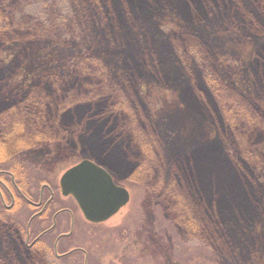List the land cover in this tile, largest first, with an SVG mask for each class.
Here are the masks:
<instances>
[{"label": "rangeland", "instance_id": "374dc122", "mask_svg": "<svg viewBox=\"0 0 264 264\" xmlns=\"http://www.w3.org/2000/svg\"><path fill=\"white\" fill-rule=\"evenodd\" d=\"M0 1H3V5L7 6V11L13 15L12 18L15 22L28 27L27 34L21 36L19 40L18 49L14 48L15 50L12 51L14 54L9 58L10 64L11 62L20 63V67L16 66L14 69L13 66L11 68L10 78L6 71L8 66L0 60V111L8 112L7 108L11 104L9 97L20 96L25 87L33 84L32 79L39 80L37 82L41 84L40 91L48 95L49 99H52L51 101L62 103L75 97L78 101L64 110L67 116L73 114L77 118L80 116L85 123L86 129H81L80 134L75 138L79 141L83 140L84 150L85 148L91 149L90 146L93 143L91 136H93L94 130L100 140V142L93 143V146L97 143L101 151L100 155H97V160L105 164L106 170L114 176L117 183L125 186L130 192L129 202L109 220L99 225H88L87 228L83 226L84 229L76 226L72 244L84 245L89 256V264H115L114 260H118V252H123L127 248V242L135 241L130 237L132 232L139 229L141 225L140 229L143 230L144 227L152 225L155 220L166 218L162 211H169L171 217L175 218L174 220L183 223L180 224L181 226H187L185 223L188 220L186 219L192 221V218L195 219L198 214V209L194 207L196 204H192L195 202L192 196H195L197 203L199 196L206 193L210 195L213 193L216 199L224 197L222 200L230 204L226 210L223 203L212 205L219 222L216 225L219 247V252L216 255H222V258L216 259L218 261L216 263L264 264V169L259 172L257 170L254 174L255 170L252 165L243 164L240 160L239 170L245 171L247 175L250 173V176L249 179H244L238 172L236 184H232L231 179L227 177L230 166L226 161L211 163L217 169L212 178L208 173L196 170L201 165L199 162L197 168L194 162L190 165L186 162V156L190 149L198 144L215 143L222 147L224 144L220 139L216 140L217 131L210 118L202 119L187 109L189 105L197 106L199 104L198 96L200 94L205 98L206 95L198 90V87L202 85L201 79H198L200 78L197 70L199 68L193 63L191 56L185 55L182 46L177 48L175 44H179L180 41L172 40L173 43L170 42L171 38H167L169 32H165L178 28L179 23L183 22L182 18L171 15V13L161 18L162 8L158 4L152 8L156 13L154 17L142 14L139 6H136L134 14L146 19L145 23L148 28L133 29V17H131L128 20L129 27L118 29L112 20L103 19L102 16H105L108 11V8L105 7L100 10L98 7L85 5L88 3L81 4V2L73 0ZM138 1L140 6L145 3V0H136V3L134 0V4H137ZM149 1L154 2V0ZM179 1L184 10L181 13L189 20V15H193L191 12L193 3H188L187 0ZM227 3L230 7L243 3L240 7H235L239 13L246 11L245 4H250L248 0L245 2L229 0ZM211 4L213 5L212 1ZM221 16L225 18V13L222 12L216 17L220 19ZM155 17L160 18V21H157L160 26L161 23L166 25L164 29L158 28L157 22L155 25V21L153 22ZM221 23L223 24L221 21L219 25ZM209 27L215 29L211 23ZM138 30L141 32H133ZM214 36H216L213 41L215 50H210L207 47L200 48L199 52L197 51L198 54H194L197 60L206 61V58L210 56L213 63L212 68L219 67L220 69V73L215 74L220 78L224 77L227 80L224 81L227 83L233 81L237 87L247 90L252 84L251 75L253 83L254 80L259 83L258 78L253 76V71H250L249 63L254 55L257 56L260 53L262 45L257 46L252 38L242 37L235 30L227 29L226 25H221L217 35ZM187 45L189 46V44ZM6 46H8L7 43L0 46V56L3 55ZM161 50H165L164 54ZM211 52H216V61ZM102 69L106 81L111 85L115 84L119 91L107 89L108 85L106 90L101 91L100 87L98 91L97 85L93 87V83L90 82L88 83L93 88L89 91V86L79 89L69 86L70 82L78 85V81L75 79L86 81L89 75H96ZM49 72H55L61 76V79H58L60 82H58V89L55 84L51 85V80L39 78ZM68 72L75 73L74 79L68 76ZM84 72L87 75L84 76ZM121 73L124 75L122 76ZM229 75L232 80H229ZM194 84L196 95L192 88ZM184 88L186 91L188 89L186 94ZM112 92H118L120 101H111L107 94ZM219 100L221 102V99ZM220 102L218 101L222 110L223 106ZM50 104L53 108L54 102H50ZM201 109L205 111V108ZM225 116H227L226 113ZM228 116L231 115L228 114ZM43 117L46 120V116L43 115ZM52 117L51 114L49 118L52 120ZM261 118L264 121V114L261 115ZM234 119L236 120L234 123H237L239 118L236 116ZM229 122L227 121V123ZM64 126L67 127L68 124H64ZM35 127L37 126L33 128ZM57 128L59 131H55L54 134L52 132L51 139L44 140V143L33 142L32 144L40 145L35 151L27 154L30 169L35 167L36 173L43 172L38 179H34L41 183L42 179L47 177L53 184H59L60 177L70 166L90 156L88 152L79 156L68 149L69 147H63L64 145L61 143L65 144V139L70 137L69 140H71L74 136L72 137L71 133L66 134L60 126ZM257 132L261 136L264 133L261 128ZM114 138L118 139V146L112 143ZM17 140V135L15 137L11 134L7 141H3L7 154L14 153L13 151L17 148ZM231 152L229 153L231 161L232 159L238 160L239 156H242L237 150ZM252 159L254 157H251ZM175 161H180L181 169L184 166H192V170L190 167L186 168L187 173L181 172L179 169L174 170L172 165ZM13 163L0 158V166L9 167L13 166ZM211 165H207V168L209 169ZM246 182L249 183L247 186L244 184ZM231 185H235L237 190ZM202 188L206 193L201 191ZM233 192H236L237 198L240 196L244 200L249 198L246 202L247 206L245 204L243 207L237 208L232 198H229ZM166 195L172 198L169 209H166V201L163 200ZM159 199L164 202L162 203ZM157 201L165 205V209L160 205L156 209ZM204 204L209 208L207 203L204 202ZM181 207L192 211L185 220L183 213L186 211H181ZM153 217L157 219L153 220ZM194 221L196 222V220ZM203 225L209 230L204 232L205 241L209 242L208 237L214 234L213 226L208 222ZM163 228L167 230L169 236H172L168 240L169 247L167 246V248L174 253L169 252V254L175 256L179 262L188 257L187 246L197 248L203 245L206 254L213 255V247L210 243L186 241V234L179 226L170 227L168 224L159 226V229ZM147 229L142 231L141 236L136 237L137 248L143 251L147 248L146 242H142L144 239H148ZM150 229L154 231V229ZM169 231L173 234H169ZM159 234L165 236V232ZM176 239L180 241V245L173 248L171 245L173 242L176 244ZM220 239L222 242H219ZM155 241L165 240L160 237ZM152 246L155 244L152 243ZM161 247V249L152 247L150 249L152 255L157 250H166V244ZM159 253L162 255V252ZM34 261L26 259L24 264H34ZM69 264H75L74 260ZM122 264H130L129 256L124 258Z\"/></svg>", "mask_w": 264, "mask_h": 264}, {"label": "trees", "instance_id": "16d2710c", "mask_svg": "<svg viewBox=\"0 0 264 264\" xmlns=\"http://www.w3.org/2000/svg\"><path fill=\"white\" fill-rule=\"evenodd\" d=\"M75 2H78L85 5H92L95 7H98L100 10L103 9V7L108 8L107 14L105 16H102L103 19L106 20L109 19L112 20L116 27L118 29H125L129 27L128 20L133 17L132 23L133 29L136 28H148V26L145 23V20L142 16L135 15V9L136 6L141 9L142 14H146V16L150 15L154 17L155 10H152V8L155 7V4L161 5L162 10L160 11L163 13L160 15L161 18L165 17L167 14L171 13V15H176L179 18H182V23H179L178 28L169 29L165 32H169L167 35V38H171L170 42L172 40L180 41L179 44H175L177 48H181V46L184 48L185 55L191 56L193 63L197 66L198 70V76L201 79L202 85L198 87V90L202 93H205V96L203 97L201 94L198 96L199 104L188 106L187 109L194 112L196 115L200 116L202 119L210 118L212 120V124L217 131V139H220L224 144L222 147L218 144H198L197 146H194L190 149L189 153L186 156V162L188 165L194 162V165L197 168L198 162L201 164L198 166V169L200 172L208 173L209 177L212 178L213 173H215L216 166L211 165L212 162L215 164L217 162H228L230 166V172L227 173V177L231 179V183L236 184V178L239 174L245 179H249L250 173L247 175L245 171L239 170V162L240 160L243 162V164L246 165H252L253 169L255 170L253 173L255 174L256 171L258 172L260 170L264 169V133L263 135H259L257 131L261 128L264 131V121H262L261 115L264 114V68H261L264 66V7L257 4H245V12L239 13L235 10V7H240L243 3L236 4L233 7H230L227 2L229 0H187L188 3H193V15H189V20L185 17L184 14L181 12L183 10L180 1L179 0H173L171 2L166 1H158L154 0V2H150L149 0H145V3H143L141 6L139 5L140 2L138 1L137 4H134V0H73ZM153 1V0H152ZM211 1L213 2V5L211 4ZM136 3V0H135ZM4 2L0 1V46L2 44L7 43L8 46L3 51V55L0 56V60L5 63L7 67V76L11 77V68L14 66V69L17 67H20V63L15 62H9V58L12 57L14 52L13 50L18 49L19 46V40L21 36L27 34L28 27L26 25H21L18 22H15L12 18V14H9L7 11L8 8L6 5H3ZM111 4V5H110ZM130 4V5H129ZM181 10V11H180ZM228 11V13H227ZM230 11H233L230 13ZM225 13V18L221 16L220 19H218L216 16L220 15L221 13ZM130 13V14H129ZM187 14V12H185ZM132 14V15H131ZM158 15V14H157ZM188 15V14H187ZM130 18H127V17ZM136 18V19H135ZM10 21V24H9ZM155 21V25L157 21H160V18H154L153 22ZM221 25H226V28H231V30H235L237 34H241L242 37H248L252 38L257 46L262 45V50L260 51L257 56L254 55L253 59L249 63V68H251L250 71H253V76L258 78V81L254 80L253 83V77L251 75V86L246 90L243 87H237L235 86L230 75H229V83L225 82L224 77L220 78L215 73H220L219 67L212 68V58L210 59V56L206 58V61L197 60V57L194 54H198L197 51L202 47H207L210 50H215V44H214V36L217 35L218 28L221 26L219 25L220 22ZM213 24L215 29H212L209 27V25ZM158 28L162 30L164 29V24L161 23V26L159 22H157ZM218 25L217 27L215 25ZM162 27V28H161ZM150 30V28H149ZM214 31V32H213ZM230 31V30H228ZM133 32H141L133 31ZM151 32V31H148ZM164 32V31H163ZM213 32V34H211ZM145 34V33H144ZM217 41H219L217 39ZM173 43V42H172ZM189 44V46L187 45ZM164 46V45H163ZM15 48V49H14ZM155 48V47H154ZM167 48V47H166ZM165 50H161V52L164 54ZM199 52V51H198ZM259 52V51H258ZM213 59L216 61V52H211ZM176 54V53H175ZM208 55V54H207ZM6 56V57H5ZM88 58L89 56H85ZM255 58V59H254ZM184 61V60H183ZM215 66V65H214ZM260 66V67H259ZM216 67V66H215ZM101 68H103L101 66ZM100 69V66H99ZM104 69V68H103ZM103 69L101 72H98L93 75H89L88 80L83 81L82 79H75L78 81V85H74L73 82H70V87L73 86L76 89L89 86L88 91L97 85V90L99 91V88L101 87L102 90H106V87L108 85L107 89H113L116 90L117 86L112 83V85L106 81L105 73L103 72ZM120 72V71H119ZM194 72V71H193ZM192 72V73H193ZM104 73V74H103ZM114 73V72H113ZM122 76L124 75L121 73ZM87 75V73L84 72V76ZM68 76L74 79L75 73L74 72H68ZM228 76V75H227ZM94 77V78H93ZM41 79H46L48 81L51 80V85L59 86L58 79H61V76L55 72H49V74L39 77ZM223 79V80H222ZM225 80V81H224ZM39 80L32 79V85H28L25 87L22 94L18 97H9L11 99V104L7 108L9 110L8 112L0 111V158L2 160H8L12 163L14 162H23L21 165H23L25 171L24 174H31L35 175V167L33 169H30V164H28L27 161V154L29 152L35 151L40 144H32L33 142H40L44 143V140H47L50 138L51 133H55V131H59L57 126H60L63 131L66 132V134L71 133L74 136L73 139L69 140V138L65 139L64 142H66L63 147L67 146L69 147L72 152L79 155L84 153H89L90 156H87L89 159L97 162L98 164L104 166L101 161L97 160L98 156L100 155L99 147L96 145L93 146V143L100 142L98 140V136H96L95 131L93 130L91 136V140H93V143H91L90 148L84 150L83 146V140H78L75 138V136H78L81 132V129H86L84 127L85 123L81 120L80 116L79 118L75 116H67L66 113H64V110L68 108V106H72L74 103L78 101L75 97H72L71 100H67V102H55L51 101L48 95L40 91V85L38 84L40 82H37ZM84 83H83V82ZM37 82V83H35ZM59 82V83H58ZM82 82V83H81ZM93 83V87L89 85V83ZM58 83V84H57ZM38 84V85H37ZM199 84V83H197ZM196 84V85H197ZM209 84V86H208ZM255 84V85H254ZM50 85V84H49ZM34 86H36L34 88ZM38 86V87H37ZM194 89L195 94V84L192 86ZM58 89V88H57ZM71 89V90H76ZM67 90V89H66ZM70 90V91H71ZM112 90V91H113ZM87 91V92H88ZM117 91H119L117 89ZM185 94L188 92L185 90ZM56 92V91H55ZM110 92V91H109ZM253 93V94H252ZM97 95H100L97 93ZM111 101H120V97H118V92H112L107 94ZM196 95V94H195ZM67 96V95H66ZM118 97V98H117ZM216 102H215V100ZM49 99V100H48ZM218 99V100H217ZM221 99V102L220 100ZM197 100V99H196ZM223 106L222 110L219 106V103ZM50 102H54L53 108L51 107ZM115 105V104H114ZM113 105V108L115 107ZM200 106V107H199ZM263 107V108H262ZM201 108H205V111H203ZM210 108V110L207 111V109ZM4 109V108H2ZM6 109V108H5ZM224 110V111H223ZM49 111V112H48ZM257 111V113H256ZM225 113L227 116H225ZM256 113V114H255ZM53 115L52 120L49 118ZM222 114V115H221ZM231 115V116H228ZM43 115L46 116V120H44ZM49 115V116H48ZM234 116V117H233ZM238 116L237 123H234L236 118ZM227 119V120H226ZM208 120V119H207ZM124 122H127L126 120H123ZM227 121L229 123H227ZM47 122V123H46ZM48 124V126H47ZM64 124H68L67 127L64 126ZM34 126H37L33 128ZM88 126V125H87ZM115 131V130H114ZM260 133V132H259ZM17 135V148L14 153L7 154L6 148H4L3 141H7L9 135ZM254 134V136H253ZM44 138V139H43ZM52 138V137H51ZM50 138V139H51ZM56 138V137H55ZM87 138V137H86ZM117 138V137H116ZM114 138L112 140V143L114 145L116 144L118 146V139ZM89 139V138H87ZM53 140V139H52ZM212 141V139H211ZM62 142V141H57ZM85 145V144H84ZM60 147V146H58ZM31 148V149H28ZM34 148V149H32ZM229 149V150H228ZM232 150L239 151L242 156H239L238 160L232 159L230 160L231 155L229 153ZM232 153V152H231ZM263 156V157H262ZM251 157H254V159L251 160ZM15 160V161H14ZM182 160V158H181ZM251 160V161H250ZM231 161V162H229ZM180 161H175L173 163V169H179L181 172L184 171V173H187L186 168L190 167V170H192V166H184L183 169H181V165L179 163ZM207 165H211L209 169L207 168ZM235 165V166H234ZM11 167V166H9ZM235 168V169H234ZM218 174L220 171H217ZM43 172L36 173L39 176ZM40 177V176H39ZM226 178V176H224ZM246 186L249 183H244ZM235 185H231V187H234ZM236 190L237 188L234 187ZM201 191L205 192L204 188L201 189ZM206 193V192H205ZM236 192L231 193L229 198H232L234 201L233 203L236 205V207H243V205L246 204L247 200H244L243 198H237ZM186 196V195H185ZM187 197V196H186ZM195 200L194 203L196 204V207L198 209V214L195 219L192 218V221L190 219L188 222L186 221L187 226H181L180 224H183L182 222H179L177 220H174L175 218L171 217V214L169 211H162L166 215L167 218H160V220H155L152 225L158 227L160 225L168 224L170 227H180L182 228L183 232L186 234V241H204L207 243H210V245L213 247L212 252L213 255L206 254V251L204 250L205 247L202 245L197 248H191L190 246H187L186 253L188 254V257L185 259H182L180 262L182 264H217L218 262L216 259L222 258V255H216L218 250V243H217V219H216V213L214 212V208L212 205H223L225 206V210L228 209L230 206L229 203H227L224 199V197H221L222 199H216L215 195L213 193L210 194H202V196H199V201L196 203L195 196H192ZM171 197L169 195L164 196L163 200L166 201V209L171 206ZM161 200V199H159ZM163 200L162 203L164 202ZM227 200V199H226ZM189 201V199H188ZM208 204L207 208L204 204V202ZM158 205H156V209L159 208L160 205L162 208L165 209V205H163L161 202H158ZM168 203V204H167ZM190 203V201H189ZM247 206V204H246ZM245 207V206H244ZM209 209V210H208ZM181 211H186V213H183L185 218L192 213L191 210H188L186 207H181ZM197 211V210H196ZM194 212V211H193ZM210 212H212L210 214ZM222 215V214H221ZM208 217V220H206ZM196 220V222L194 221ZM207 222L213 226L214 234L213 236L208 237V241H205L206 236L204 235L205 231H209L207 228H204L203 224H207ZM160 223V224H159ZM219 223V222H218ZM174 225V226H172ZM211 228V227H210ZM159 233H163V231H158ZM169 234H173L171 231L168 232ZM211 233V232H210ZM157 234V233H156ZM161 235V234H160ZM162 240H165V244L168 246V240L172 238V236H169L167 232L165 231V236L162 234L158 238ZM179 239V238H178ZM176 239V244L171 245L173 248H177L180 244V241ZM219 242H222L220 239ZM192 243V242H190ZM184 251V250H183ZM170 253H174L173 251H169ZM183 258V257H182ZM224 258V257H223ZM184 260V261H183Z\"/></svg>", "mask_w": 264, "mask_h": 264}, {"label": "flooded vegetation", "instance_id": "af4514ba", "mask_svg": "<svg viewBox=\"0 0 264 264\" xmlns=\"http://www.w3.org/2000/svg\"><path fill=\"white\" fill-rule=\"evenodd\" d=\"M248 2L264 7V0ZM20 162L13 163L16 166H0V264H24L26 259L35 260L34 264H69L72 260L75 264H89L86 248L83 244H72V238L77 225L84 229L83 226L100 223L90 222L76 199L62 193L59 182L53 184L47 177L42 183L34 180L39 176L24 174ZM149 226L144 227H149L148 239L142 241L146 242V250L137 248L136 237L144 230L141 225L130 236L135 241L127 242V248L118 252L115 264H122L127 256L130 264H182L169 254L167 244L166 250H157L152 255V247L161 249L165 244L155 241L161 236L157 231L167 230Z\"/></svg>", "mask_w": 264, "mask_h": 264}, {"label": "water", "instance_id": "95a60500", "mask_svg": "<svg viewBox=\"0 0 264 264\" xmlns=\"http://www.w3.org/2000/svg\"><path fill=\"white\" fill-rule=\"evenodd\" d=\"M64 195H73L87 219L101 222L125 206L129 191L115 183L110 173L90 159L74 164L61 176Z\"/></svg>", "mask_w": 264, "mask_h": 264}]
</instances>
